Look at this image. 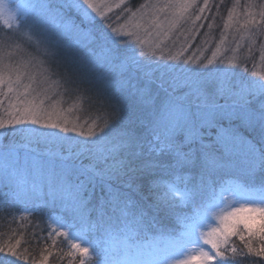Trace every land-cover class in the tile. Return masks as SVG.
Instances as JSON below:
<instances>
[{
  "label": "snow or ice",
  "instance_id": "obj_1",
  "mask_svg": "<svg viewBox=\"0 0 264 264\" xmlns=\"http://www.w3.org/2000/svg\"><path fill=\"white\" fill-rule=\"evenodd\" d=\"M195 6L196 0L153 4L113 27L107 18L110 3L65 0L57 8L50 0H0V26L37 50L42 41L33 24L55 30L69 46L86 50L87 63L105 70L98 79L119 93L113 111L80 122L69 115L79 105L65 110L59 101L46 103L60 84L51 80L45 62L31 54L13 62L18 51L8 49L21 45L0 34V185L18 203L31 204L21 220L46 204H60L68 218L48 216V236L66 238V255L79 256L78 264H241L234 237L248 255L264 257V70L245 75V65L238 71L239 42L232 56L221 58L228 51L224 36L203 60L202 51L185 57L190 43L175 54L163 48L180 23L191 20L196 27L201 17L193 20L189 14ZM207 6L204 0L198 11ZM73 10L78 19L69 15ZM161 13H168L164 20ZM232 21L230 12L225 29ZM256 23L249 16L242 26L249 55L259 34L252 31ZM260 51L264 69V45ZM34 62L36 73L29 71ZM180 63L191 66L190 74L187 68L175 71ZM156 68L162 69L158 76ZM66 82L76 83L70 76ZM153 85L164 92L159 103ZM236 157H242L248 180L213 179L233 167ZM157 172L162 175L152 181L153 202L145 205L132 193L144 175ZM189 206L190 212L176 211ZM169 217L175 227L163 224ZM20 243L0 242V264L27 260L18 251Z\"/></svg>",
  "mask_w": 264,
  "mask_h": 264
},
{
  "label": "rangeland",
  "instance_id": "obj_2",
  "mask_svg": "<svg viewBox=\"0 0 264 264\" xmlns=\"http://www.w3.org/2000/svg\"><path fill=\"white\" fill-rule=\"evenodd\" d=\"M222 3L224 0H221ZM65 0H50V3L53 7L59 8L58 4H63ZM98 3L104 4V3H110L113 5L112 11L107 13L108 23H110L113 27H118L121 24H124L125 21L129 19L131 14L127 17L126 20L119 22L120 17L123 14L122 12V4L125 3V0L121 3V0H97ZM169 0H147L146 2L143 1V5L138 7L137 9L133 10L132 12H141V11H148L153 4H159L160 6H163L164 4L168 3ZM211 0H208V6L205 8V11L203 13H200L198 9L200 7H204V0H196V6L191 8L189 10V14L192 16V19L194 20L197 15L201 17L200 20H196L197 28L201 25L204 26V22L208 19L212 20V24L214 23L217 15H220V19L223 21V24H225L228 21L229 13L232 12L233 14V21L231 26L228 29H224L221 31L219 35L226 37L225 44L223 47L225 49H228V51H224L222 53L221 58L230 57L233 55L231 49L236 48L237 42L241 44V47L237 51V56L240 58L241 61V67L238 68V71L243 72V66L246 65L247 72L245 75H251L253 71L258 70H264L261 67V46L264 45V20H261V12L264 11V0H237L236 5H234V2L231 3L227 2L228 4V12L227 15L219 13L217 9L222 8L221 6H218L216 8H212L211 4H209ZM116 4H120V7H115ZM147 5L148 8H144L143 6ZM218 11V12H217ZM69 15L73 16L74 18H77V14L73 10L69 13ZM149 15L151 13L149 12ZM168 15V13H161L160 14V20H164V17ZM249 16L255 17L256 20V26L252 28V31L254 33H259L256 36V43L255 45H252V51L249 55L248 47L250 44V40L246 33L244 32V28L242 27L244 24V21ZM139 19V17H137ZM239 21V23H237ZM29 23H33L32 21H29ZM202 26V27H203ZM195 27V28H196ZM44 28V29H42ZM192 22L191 20L180 23L171 33L168 40L164 41V44L162 45L163 48L170 50L172 54H175L177 51L180 50V44L177 46L176 44H173V41L177 40V38H180L181 36H188L193 31L189 32V29L192 30ZM193 28V29H195ZM33 32L36 34L37 38L41 39V47L39 50L36 49V47L30 43H27L19 38V36L14 31H6V32H0V34H3L6 37H9V44L14 45L15 43L19 42L21 45L20 50L15 49H8L12 51H18V54L14 55L12 57L13 62L18 60L20 57H23L24 59H28V55L31 54L34 57H37L39 60H43L44 67L49 69L52 73L51 79L54 81H63V84L65 85V91L60 94L55 101L60 102V107L67 110L70 107H73V105H79V107H73V111L69 113L70 116L73 118L79 116L80 122H83V114L85 112V109L83 106L88 107L90 104L93 103V99L91 101L84 100L80 101L77 100L78 97L83 95H88L93 97H104L106 95L115 93V91L111 88H108L106 86V83L102 79H98L97 77L99 74L93 70V67L88 65L87 63L83 62L82 59L80 60V57L76 55L75 51L73 50L74 47L69 46L70 43L66 42L64 37H61L57 34L56 31L48 30L45 31V25L42 23H34L33 24ZM183 33V35L181 34ZM188 34V35H187ZM143 32H141V37L143 38ZM244 36L245 38L243 40L240 39L241 36ZM221 37L218 39L219 44ZM125 39H133V37H125ZM182 39V38H181ZM179 39V40H181ZM70 42V41H69ZM185 42V41H184ZM186 43V42H185ZM212 43V40H210V45ZM188 42L185 47H187ZM176 45L177 48L174 46ZM217 45H215L214 50L216 49ZM231 46V47H230ZM47 48L48 54H45L44 49ZM78 54H80V51L82 49L77 48ZM139 47L137 46V51H139ZM147 48L145 49V51ZM189 50V48H188ZM188 50L185 53H188ZM213 50V51H214ZM212 51V52H213ZM82 52V51H81ZM212 52L209 54L208 57H211ZM196 55V51L193 52ZM190 54V55H193ZM199 53V52H197ZM158 55V53H157ZM189 55V54H188ZM205 58V59H206ZM80 62H83L85 66L82 65ZM255 66V67H254ZM155 68V65H153ZM188 69V74L191 72V66L185 65L183 63L177 64L175 66L176 72H182L185 69ZM100 69L102 72L105 70L102 68ZM39 65L34 62V66L29 68V71H32L34 73L38 72ZM162 69L156 68V75H160V72ZM70 76L73 80L76 81V83H67L66 77ZM37 79L39 80L40 77L37 76ZM47 87V85H45ZM167 87V84L165 85ZM79 89V90H77ZM87 89L88 91L85 92L84 90ZM153 94L157 96L156 102L159 103L161 99L164 97V92L158 88L157 85H153ZM187 91V89H181L180 92ZM179 94V93H178ZM76 99L78 101V104L73 102V100ZM214 138V135H213ZM245 166L242 162V157H236L234 166L231 168H224L220 171L224 172H232L234 170L241 171L242 173H245L244 170ZM246 175V174H245ZM247 176V175H246ZM248 177V176H247ZM3 186V185H0ZM45 199H47L45 197ZM58 203V202H57ZM50 205H54L51 204ZM67 213V212H66ZM68 215V213H67Z\"/></svg>",
  "mask_w": 264,
  "mask_h": 264
},
{
  "label": "trees",
  "instance_id": "obj_3",
  "mask_svg": "<svg viewBox=\"0 0 264 264\" xmlns=\"http://www.w3.org/2000/svg\"><path fill=\"white\" fill-rule=\"evenodd\" d=\"M143 1L146 2L147 0H125V3L122 4V13H125L126 15H122L119 22L126 20L133 10L144 4L142 3ZM230 1L231 3L234 2V5H236L237 0H224L223 3L221 0H211L209 4H211L212 8L221 6L222 8L217 10L219 13L223 14V17L224 15H227L229 5L227 2ZM61 5L62 4H58V6ZM209 25H211V28ZM224 25L225 24H223V21L220 19V15H217L213 24L212 20L208 19L204 22L203 27H196L195 29L192 28L191 31L193 32L189 34V37L195 34V39H189L186 41V36H181L179 39H182L177 42V46L180 44L181 48L182 44L186 45L187 42L190 43L191 47H189L188 53H184L185 57L189 56L195 51L196 55L199 56L200 52L202 51L204 53L202 57L203 60L214 50L215 45H217L219 41L218 39L221 37L219 34L224 29ZM6 31L8 32V30L0 26V32ZM64 39L66 42L70 43L67 37H64ZM210 40H212V45H210ZM205 41H207V43H205ZM174 46L177 48L176 45ZM73 50L75 51L78 58L80 57V60L82 59L83 62L87 63L86 50L82 49L80 54H78L79 50L77 48L74 47ZM83 62H80L82 64L80 66H85ZM93 70H95L98 74L102 73L100 69L95 68ZM59 84L60 86L58 88H53L50 90L49 95L51 96V100L46 101V103L55 101L56 98L65 91V85L63 84V81H59ZM118 96L119 93L115 92L106 95L105 98L93 97L92 104H90L88 107L83 106L85 112L83 114L82 120L84 121V119H88L89 123H91V120L95 119L98 115H102L104 112L113 111L111 106L118 103ZM77 100L74 99L73 102L78 104ZM116 124L119 126V121H116ZM214 132L215 130H213V133ZM10 139V135L4 137L3 143L7 144ZM212 139H214L213 136L206 137L205 142L210 143ZM145 152H147V148H145ZM84 163H88V160L85 159ZM161 175L162 173L159 172H157L155 175H144L140 182V189L138 192L132 193L133 197L145 205L152 203L156 192V190L152 188V181L160 178ZM228 177H237L241 180L249 179L245 173L236 170L232 172H224L219 170L213 176V179L222 180ZM259 178V174H257V180H259ZM25 207L30 208L31 204L22 205L18 203L11 197L10 189L7 186H0V242H11L15 244L16 240H20L21 243L18 251L24 253V255L27 256V260H20L18 261V264H41V262H43V264H69V261L72 260V257L66 255V253L69 251L66 238L54 235L53 238L55 239V244H53V238L48 236L49 229L46 223L48 216L62 215L65 218H68L67 213L62 210L59 203H55L54 205L46 204L41 208L40 211L32 212L27 219L21 220L20 215L22 214ZM176 211L190 212L191 206L187 208L178 207ZM163 224L169 227L176 226L175 221L170 217L163 218ZM232 243L238 248L237 258L241 261V264H264V257L248 255L246 249H243L242 242H240L238 238L234 237L232 239ZM258 243V241H253L254 246H257ZM45 256L47 257V260H44ZM79 259V256H77L75 260H72V264H78Z\"/></svg>",
  "mask_w": 264,
  "mask_h": 264
}]
</instances>
